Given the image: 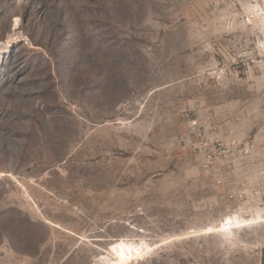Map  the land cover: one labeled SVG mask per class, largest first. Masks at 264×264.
Listing matches in <instances>:
<instances>
[{"label": "rangeland", "instance_id": "1", "mask_svg": "<svg viewBox=\"0 0 264 264\" xmlns=\"http://www.w3.org/2000/svg\"><path fill=\"white\" fill-rule=\"evenodd\" d=\"M262 20V0H0V264H98L121 238L154 247L131 264H264V202L209 182L188 127L254 140L264 200Z\"/></svg>", "mask_w": 264, "mask_h": 264}, {"label": "built area", "instance_id": "2", "mask_svg": "<svg viewBox=\"0 0 264 264\" xmlns=\"http://www.w3.org/2000/svg\"><path fill=\"white\" fill-rule=\"evenodd\" d=\"M210 121L199 117L188 120L189 133L195 138L193 149L201 154L200 169L205 178L229 197L256 205L263 201L259 187L246 182H259V169L254 167L258 147L254 140L246 142L234 138L224 142L219 134L207 136ZM237 183V188L234 184ZM253 205L251 208H254Z\"/></svg>", "mask_w": 264, "mask_h": 264}, {"label": "bare ground", "instance_id": "3", "mask_svg": "<svg viewBox=\"0 0 264 264\" xmlns=\"http://www.w3.org/2000/svg\"><path fill=\"white\" fill-rule=\"evenodd\" d=\"M262 4L264 5V0H262ZM262 23L264 24V20H262ZM18 25L19 22L18 20H16L14 23L15 30L18 28ZM262 211L257 212L258 219L264 218V208ZM226 221H230V223H226ZM240 225L242 224H240V220L237 214H228L220 221V223L217 226H213L211 228L218 231H228ZM153 248L154 247L145 240L136 242L125 238H121L117 240L116 243L113 244L110 250V254L101 255L97 261L98 264H123L129 260L143 258L142 255L146 251Z\"/></svg>", "mask_w": 264, "mask_h": 264}, {"label": "snow or ice", "instance_id": "4", "mask_svg": "<svg viewBox=\"0 0 264 264\" xmlns=\"http://www.w3.org/2000/svg\"><path fill=\"white\" fill-rule=\"evenodd\" d=\"M226 223H230V221H226ZM207 231H208V232H213V231H218V230H215V229H213V228H208Z\"/></svg>", "mask_w": 264, "mask_h": 264}]
</instances>
